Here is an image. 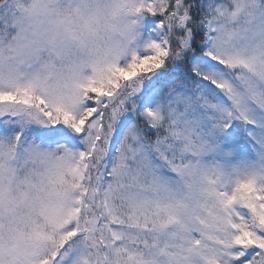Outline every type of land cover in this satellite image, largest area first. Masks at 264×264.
<instances>
[{"label": "snow or ice", "instance_id": "obj_1", "mask_svg": "<svg viewBox=\"0 0 264 264\" xmlns=\"http://www.w3.org/2000/svg\"><path fill=\"white\" fill-rule=\"evenodd\" d=\"M68 5L0 0V264H264V0Z\"/></svg>", "mask_w": 264, "mask_h": 264}, {"label": "clouds", "instance_id": "obj_2", "mask_svg": "<svg viewBox=\"0 0 264 264\" xmlns=\"http://www.w3.org/2000/svg\"><path fill=\"white\" fill-rule=\"evenodd\" d=\"M88 2L94 7H99L100 16L96 36L87 39V50L94 57L102 58L111 50L130 48L133 18L127 14L126 8L134 6L137 0H88ZM22 4L23 7L19 15V30L22 36L25 34V29L31 30L39 25L41 17L37 13L42 5L61 10L69 7L68 0H22ZM72 6H75V0H73ZM48 26V23L44 24L45 29ZM61 43L66 46L80 47L79 44L64 35L61 36ZM42 55L44 60L49 59L47 51ZM0 59L4 63L5 72H7L8 66L14 65L16 54L9 52L7 47H5L3 53L0 54ZM51 59L55 60V56L51 57ZM88 71V69L85 70L86 73Z\"/></svg>", "mask_w": 264, "mask_h": 264}]
</instances>
